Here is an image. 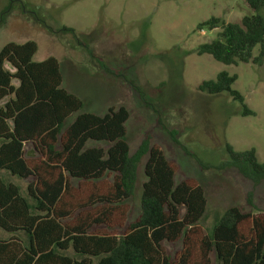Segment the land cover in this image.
<instances>
[{"label":"trees","instance_id":"obj_1","mask_svg":"<svg viewBox=\"0 0 264 264\" xmlns=\"http://www.w3.org/2000/svg\"><path fill=\"white\" fill-rule=\"evenodd\" d=\"M244 2L252 13L239 23L211 18L198 26L219 28L198 56L226 66L264 59V0ZM36 51L32 41L0 49V264H264V215L252 211V194L249 209L228 207L205 229L198 181L176 180L178 165L150 133L130 153L124 107L80 113L85 103L61 87L57 60L35 62ZM236 79L222 71L197 90L226 93L241 116L254 115L232 89ZM157 123L179 146L177 130ZM225 151L219 170H235L254 185L264 180L254 148L238 152L225 144ZM141 165L139 213L130 219Z\"/></svg>","mask_w":264,"mask_h":264},{"label":"rangeland","instance_id":"obj_2","mask_svg":"<svg viewBox=\"0 0 264 264\" xmlns=\"http://www.w3.org/2000/svg\"><path fill=\"white\" fill-rule=\"evenodd\" d=\"M250 13L244 0H0V49L32 41L33 61L56 59L61 87L85 103L80 113L103 115L109 107H124L130 153L150 133L164 157L178 165L176 180L198 181L206 202L202 224L209 230L228 207L249 209V193L252 211L264 215V180L254 185L235 170L218 169L228 160L225 144L238 152L254 148L264 163V59L226 66L197 55L219 32L199 29L200 24L211 18L239 23ZM222 71L236 75L232 89L254 115L241 116L240 105L226 93L197 90ZM158 118L177 130L179 146L160 129ZM144 181L141 165L130 219L139 213Z\"/></svg>","mask_w":264,"mask_h":264}]
</instances>
